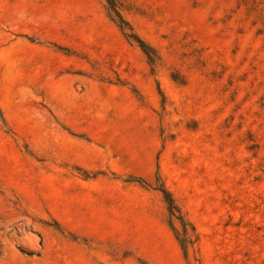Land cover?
Here are the masks:
<instances>
[{"label":"rangeland","instance_id":"obj_1","mask_svg":"<svg viewBox=\"0 0 264 264\" xmlns=\"http://www.w3.org/2000/svg\"><path fill=\"white\" fill-rule=\"evenodd\" d=\"M0 264H264V0H0Z\"/></svg>","mask_w":264,"mask_h":264}]
</instances>
